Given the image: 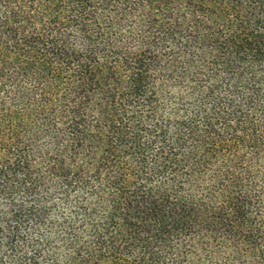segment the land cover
<instances>
[{
	"label": "trees",
	"instance_id": "obj_1",
	"mask_svg": "<svg viewBox=\"0 0 264 264\" xmlns=\"http://www.w3.org/2000/svg\"><path fill=\"white\" fill-rule=\"evenodd\" d=\"M0 264H264V0H0Z\"/></svg>",
	"mask_w": 264,
	"mask_h": 264
}]
</instances>
